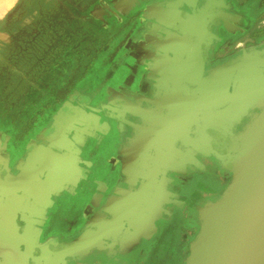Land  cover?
<instances>
[{"label": "flooded vegetation", "instance_id": "1", "mask_svg": "<svg viewBox=\"0 0 264 264\" xmlns=\"http://www.w3.org/2000/svg\"><path fill=\"white\" fill-rule=\"evenodd\" d=\"M117 1L77 0L81 14L69 26L79 31L77 36L61 42V29L51 35L57 46L54 56L61 61L39 67L47 74L25 92L20 113L10 104L0 112V264H46L47 257L81 237L92 216L101 212L112 219L103 207L119 189L130 187L122 168L130 161L131 142L144 126L140 111L158 99L161 81L156 79L161 69L155 64L161 56L168 59L177 53L187 60L190 55L199 63L186 65L179 86L196 92L200 124L192 125L189 135L185 130L175 147L187 169L185 174L169 175L176 195L170 205L173 219L168 222L164 213L150 240L141 238L136 243L133 230L123 231L104 241L105 250L83 258H62L59 264H172L169 238L184 225L198 227V208L215 201L232 180V164L227 159L231 138L215 121L219 105L235 96L246 78L242 61L264 52V26L257 27L260 18L251 16V7L243 10L246 4L240 0L191 1L181 12L175 0H125L123 12L116 9ZM164 1L166 23L150 22L146 18L149 9ZM42 12L43 5L39 6ZM44 21L43 39L48 28ZM42 46L52 47L49 43ZM260 57L264 54L256 58ZM174 70L166 69L167 91L175 86L170 80ZM65 104L71 105L69 116L78 115L79 121L72 133L65 134L71 142L61 143V130L51 128ZM165 116L168 134L167 111ZM132 124L138 125L137 132ZM153 133L140 151L146 156L156 154ZM168 140L173 143L169 135ZM42 146L56 155L53 163L33 162ZM191 154L196 164L188 165ZM51 168L56 177L51 176ZM142 182L139 179L134 190ZM14 221L25 253L17 260L11 254ZM31 231L38 232L35 243Z\"/></svg>", "mask_w": 264, "mask_h": 264}, {"label": "water", "instance_id": "2", "mask_svg": "<svg viewBox=\"0 0 264 264\" xmlns=\"http://www.w3.org/2000/svg\"><path fill=\"white\" fill-rule=\"evenodd\" d=\"M122 1L115 3L119 11L123 10ZM191 1L197 0H175V5L181 12L184 4ZM165 4L166 1L149 9L146 18L165 24ZM185 16L190 14L185 13ZM256 54L247 55L240 64L241 70L246 69V78L241 80L236 95L219 105V118L215 124L231 138L227 159L232 164V181L223 195L199 210L200 232L190 244V255L185 264H264V58H256L264 52ZM172 55L168 59L161 56L155 64L161 69L156 79L161 81L158 99L141 111L144 126L127 152L130 161L125 166V175L131 189L122 192V197L108 206L110 221L105 222L101 215L95 216L82 238L60 253L61 258L88 255L101 245L103 237H116L122 231L133 230L136 239L144 237L164 213L170 216V204L174 203L176 195L169 175L185 174L187 169L175 147L185 130L189 135L192 125L200 124L196 92L179 87L186 65L199 63L193 62L190 55L187 60L177 53ZM168 66L175 69L170 72V80L175 86L167 91ZM177 66L182 69L178 71ZM227 101L230 104L224 105ZM166 111L168 134L164 129ZM55 127L59 129L57 125ZM154 131L158 145L156 154L146 156L140 151H144ZM168 135L173 139L172 144L167 141ZM191 164H196L192 154L188 165ZM139 179L143 182L138 190H134ZM166 201L168 209L164 206ZM14 236L12 251L16 258L19 248L15 233Z\"/></svg>", "mask_w": 264, "mask_h": 264}, {"label": "rangeland", "instance_id": "3", "mask_svg": "<svg viewBox=\"0 0 264 264\" xmlns=\"http://www.w3.org/2000/svg\"><path fill=\"white\" fill-rule=\"evenodd\" d=\"M37 1V10H34L31 4L23 5L22 0H15L0 16V56H9L8 61L11 64L9 76L7 78L5 76L0 77V87H4L6 91L4 98L0 95V98L5 102L4 104L0 100V112H4V108L10 104L16 113H20L25 105V95H21L19 89L25 87L28 91L44 80L47 73L39 70L42 64L55 65L61 61L58 55L54 56L57 46L53 36H51L52 33H57L61 29L62 37L59 38V41L62 42L67 39L70 40L71 36L75 38L79 32L77 29L69 27L75 21V16L81 14L77 0ZM42 5L43 12L40 14L39 6ZM41 18L45 20L46 26L48 25L47 30H44L47 35L44 39L42 38ZM260 24L264 26V23ZM35 40L38 43L37 49H34ZM43 43H49L52 47L45 48L42 46ZM50 54L52 58L48 57ZM20 70L22 75L17 73ZM16 88L18 92L14 90ZM8 90H10L9 94ZM187 255L188 249L186 248L183 251L184 258L180 264H183V260L187 259Z\"/></svg>", "mask_w": 264, "mask_h": 264}, {"label": "crops", "instance_id": "4", "mask_svg": "<svg viewBox=\"0 0 264 264\" xmlns=\"http://www.w3.org/2000/svg\"><path fill=\"white\" fill-rule=\"evenodd\" d=\"M169 1V0H168ZM241 2H243V3H245L246 5L244 6V7H242V9L243 10H247L249 7H251V9H252V12H251V16L252 17H259L260 19H259V23L257 24V27L258 28H260V27H262L263 25H261L260 23H264V0H240ZM123 3L125 2V0H123L122 1ZM165 2V1H164ZM161 3H163V2H161ZM161 3H159V4H161ZM166 3H167V1H166ZM158 4H156L155 6H157ZM155 6H153V7H155ZM153 7H151V8H153ZM150 8V9H151ZM144 109V108H143ZM142 109V110H143ZM70 110H71V105L70 104H65V106L64 107H62L61 109H60V111L58 112V114L54 117V122H53V124L54 125H52L53 127L51 128V129H56V127H55V125H57L58 127H59V129L58 130H61V143L62 142H64V141H67L66 143H68V142H71V140H70V138L66 135L65 136V134H70V133H72V129L74 128V126L78 123V121H79V116L77 115L75 118L73 117V116H69V112H70ZM141 110V111H142ZM141 111H140V115H139V118L141 119ZM83 112V111H82ZM84 114H86L85 112H83ZM142 120V119H141ZM132 127H133V129H134V131L135 132H137V127H138V125L137 124H132L131 125ZM46 129H48V128H46ZM57 130V129H56ZM130 141V140H129ZM44 147V148H43ZM124 147V146H123ZM52 150L50 149V147H46V146H42V148H41V150H40V154L38 153V155L37 156H35V157H33V162L35 161V162H37V161H44V162H46L47 163V161L48 162H50V163H53V161H55L56 160V155H54L53 154V152H51ZM120 153H121V149H120ZM126 166V165H125ZM125 166L123 165V168H122V174L124 175V177H125V179H126V182L128 183V178H127V176L125 175ZM51 176L52 177H56L57 176V174L55 173V171H54V169L53 168H51ZM20 177V176H19ZM232 181V180H231ZM231 183V182H230ZM229 183V184H230ZM129 184V183H128ZM129 186H130V184H129ZM229 186V185H228ZM228 188V187H227ZM131 189V186L128 188V189H119L116 193H117V195L116 196H112V197H110L107 201H106V203H105V205H104V210L105 209H108V206H110V204H111V202L112 201H114L116 198H120V197H122V192H124V191H129ZM227 190V189H226ZM225 193V192H224ZM223 193V194H224ZM222 194V195H223ZM221 196V195H220ZM217 200V199H216ZM215 200V201H216ZM210 202H214V201H210ZM207 203H209V202H207ZM206 203V204H207ZM206 204H202L199 208H198V210H197V212H198V221H199V224H198V227H196V228H194V229H191L190 227H188V226H186V225H184V227H180V229H178L177 230V232H174L173 233V235H172V237L171 238H169V242H168V257L169 258H171V262H174V263H172V264H180V262L182 261V258H184L183 257V251H184V249H188V257H189V255H190V244L196 239V237H197V235L199 234V232H200V220H199V210L204 206V205H206ZM170 205H173V204H170ZM109 213V212H108ZM173 214H174V208L172 209V211H171V214H170V216H169V218H168V222H170L172 219H173ZM103 216L102 214H101V212H99L98 214H96V215H94V216H92L91 218H90V220H89V225L91 224V221L93 220V218L95 217V216ZM110 215V214H109ZM104 217V220H105V222H107V221H110V220H107L106 218H105V216H103ZM92 219V220H91ZM161 219L159 218L158 220H156L155 221V223H154V228L150 231V232H148V233H146V235L144 236V237H142V236H140V237H138V239H136L137 238V235H136V233L134 232V234H135V240H133L134 242H139V240L141 239V238H147L148 240H150L151 239V234H152V232H155L156 230H157V227H156V222L157 221H160ZM195 229H197V230H195ZM95 231H97V230H95ZM131 231V230H130ZM197 231V232H196ZM86 232V231H85ZM84 232V233H85ZM127 232V231H126ZM129 232V231H128ZM10 233H11V236H12V246H11V254H12V258L13 259H15V260H17V259H20V258H22V257H24L25 256V253H24V251H22V246L20 245V242H19V236H20V229H19V227H18V225H17V223H16V221H14V223H13V225H12V229L10 230ZM14 233L16 234V238H17V243H18V248H19V252H18V254H19V256H17L16 258H14V254H13V251H12V248H13V245H14ZM84 233H82V235H81V237L75 242V243H77L81 238H82V236L84 235ZM122 233H123V231H122ZM122 233H120V234H117L116 235V237H118V236H120ZM31 240H33L34 241V243L35 242H37L36 240L38 239V232L37 231H31ZM155 234V233H154ZM112 237H114V236H112ZM115 237V238H116ZM111 237H103V239H102V241H101V245L99 246V247H96L91 253H89L88 255H85V256H83V257H87V256H89V255H91V254H93L95 251H103V250H105L106 249V247H105V244H104V241L105 240H107V239H110ZM192 239H194L193 241H192ZM191 242V243H190ZM74 243V244H75ZM73 244V245H74ZM73 245H66L63 249H62V251L65 249V248H67V247H70V246H73ZM123 250H125V247H123ZM62 251H60V253L62 252ZM60 253H54V254H52V255H50L49 257H47L48 259H47V261H46V264H59L60 263V261H61V257H60ZM30 256H32L33 255V252H31L30 254H29ZM83 257H79V258H83ZM174 257V258H173ZM188 257H187V259H188ZM66 258V257H65ZM76 258V257H75ZM187 259H185V260H183V264H185L186 263V260ZM185 261V262H184Z\"/></svg>", "mask_w": 264, "mask_h": 264}, {"label": "trees", "instance_id": "5", "mask_svg": "<svg viewBox=\"0 0 264 264\" xmlns=\"http://www.w3.org/2000/svg\"><path fill=\"white\" fill-rule=\"evenodd\" d=\"M37 3H38L37 0H22V4L23 5H26V4H29L30 5L31 4V6H33L32 9H34V10H37V6H38ZM4 31H6V30H4ZM34 42H35L34 43V49L35 48L37 49V46H38L37 40H35ZM8 60H9V56H0V77L5 76L7 78V76H9L8 75L9 72H11L10 69H9V67L11 66V64H10V62ZM18 68L21 69L20 66H18ZM17 73L19 75H22V71L21 70L18 71ZM6 82H7V80H6ZM11 90H13V89H11ZM14 90H16L18 92V89L17 88L14 89ZM0 91H1V93H0L1 97L4 98L6 96V94H5L6 91H5L4 87H0ZM9 92H10V90H8V94H9ZM19 92H20L21 95H24L25 92H26L25 87L20 88L19 89ZM0 100L3 101V103L5 104V102H4L3 99L0 98ZM4 107H5V105H4Z\"/></svg>", "mask_w": 264, "mask_h": 264}, {"label": "bare ground", "instance_id": "6", "mask_svg": "<svg viewBox=\"0 0 264 264\" xmlns=\"http://www.w3.org/2000/svg\"><path fill=\"white\" fill-rule=\"evenodd\" d=\"M14 1L15 0H0V16L12 5V3H14Z\"/></svg>", "mask_w": 264, "mask_h": 264}]
</instances>
